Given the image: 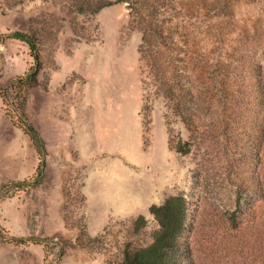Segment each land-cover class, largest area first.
<instances>
[{
    "label": "rangeland",
    "instance_id": "obj_1",
    "mask_svg": "<svg viewBox=\"0 0 264 264\" xmlns=\"http://www.w3.org/2000/svg\"><path fill=\"white\" fill-rule=\"evenodd\" d=\"M10 30L36 47L0 42V93L38 53L24 105L46 149L40 184L12 185L42 158L0 96V232L50 241L0 242V264H122L174 195L190 264H264V0H0Z\"/></svg>",
    "mask_w": 264,
    "mask_h": 264
},
{
    "label": "trees",
    "instance_id": "obj_2",
    "mask_svg": "<svg viewBox=\"0 0 264 264\" xmlns=\"http://www.w3.org/2000/svg\"><path fill=\"white\" fill-rule=\"evenodd\" d=\"M104 5V4H103ZM102 5V6H103ZM149 24V32L146 34L148 44H153L156 47L153 49L144 48L142 54L152 61V66L156 70V74L163 75L164 64L161 46L167 47L166 38L163 37V28L155 27L151 29L152 22ZM9 39H18L27 43L31 49L35 50V43L31 35L20 30H10L5 33H0V42H5ZM146 40V38H145ZM35 66H32L28 73L11 81L4 87L0 93L3 105L6 108V113L11 117L12 121L19 127L23 128L30 136L36 151L40 155V163L36 173L30 179H24L16 182H11L12 185L18 188H28L26 186H37L43 176L45 153V142L35 125L29 120L25 111L26 89L29 85L35 84L38 80L40 70L39 54L35 53ZM16 94L15 96H13ZM8 183L3 184V186ZM1 189V188H0ZM151 212L158 220L159 227L152 233V241L146 246L126 248L122 264H190L188 251L181 242V235L185 228L187 203L183 195H174L169 197L161 205H153ZM144 223L143 216L136 221V226L140 227ZM0 242H9L16 245L28 244H46L50 239L38 236H16L10 235L6 230L1 229ZM6 233H3L4 231ZM3 233V235H1ZM6 237H4L5 235Z\"/></svg>",
    "mask_w": 264,
    "mask_h": 264
}]
</instances>
